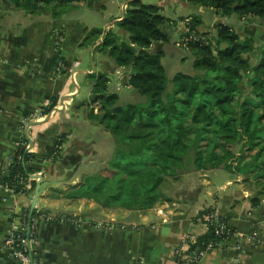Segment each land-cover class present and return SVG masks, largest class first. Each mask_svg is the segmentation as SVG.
<instances>
[{"label":"crops","instance_id":"0c3cea01","mask_svg":"<svg viewBox=\"0 0 264 264\" xmlns=\"http://www.w3.org/2000/svg\"><path fill=\"white\" fill-rule=\"evenodd\" d=\"M124 2L54 1L26 13L10 0H0V177L18 140L31 138L35 155L31 166L41 175L35 208L49 218L35 225L31 251L39 264H176L175 249L187 236L206 231L197 215L210 208L219 217L230 216V225L240 235V248L215 245L198 264H264V178L222 169L191 171L166 180L163 200L146 211L103 208L86 198L64 197L85 175L107 165L113 147L109 132L87 118L92 85L87 99L81 101L78 73L82 77L101 71L108 76L107 87L109 76L115 75L119 82L114 84L115 91L108 92L116 93L119 99L135 96L125 84L129 68L116 66L97 49L107 31L121 40L128 39L127 32L117 25ZM143 2L156 5L168 19L160 28L169 41L153 42L148 48L163 51L164 68V59L172 64L189 55L192 64L191 53L178 44L192 16L201 21L193 36L212 46L217 24L225 23L240 38H252L255 49L264 47V26L257 17L224 16L182 0ZM176 9L185 12L178 14ZM93 29L99 34L84 40ZM95 55L94 66L89 56L93 59ZM247 58L253 63L256 52ZM66 95L70 97L64 111L52 113L47 121L25 133L22 119L27 113L48 104L52 97L58 104ZM61 134L65 140L60 158L52 161L49 154ZM33 194L11 193L0 186V264H21L13 259L4 241L23 210L29 208Z\"/></svg>","mask_w":264,"mask_h":264},{"label":"trees","instance_id":"16d2710c","mask_svg":"<svg viewBox=\"0 0 264 264\" xmlns=\"http://www.w3.org/2000/svg\"><path fill=\"white\" fill-rule=\"evenodd\" d=\"M54 1L66 4L82 0H10L26 13ZM182 1L212 8L224 16L257 17L264 26V0ZM167 20L156 5L129 0L117 22L128 39L121 40L107 31L98 44L99 52L116 66L129 68L125 84L145 101L120 102L116 93L107 91V74H92L94 82L86 106L97 103L99 107L96 113L89 108L87 118L109 132L112 153L107 165L85 175L82 183L70 187L64 197L86 198L103 208L146 211L163 200L160 186L166 180L191 171L222 169L264 178L263 171L247 168L254 161L255 167L264 169V47L255 49L252 38H240L225 23L217 24L212 46L193 36L201 21L192 16L182 48L193 57L194 73L178 71L169 79L161 63L163 51L148 49L153 42L169 41L160 28ZM96 34L99 31L93 29L84 40ZM253 51L256 58L251 63L247 55ZM56 104L57 98H50L44 112ZM64 140L62 134L55 139L49 154L52 161L60 158ZM10 158L0 182L14 188L15 193L32 195L36 180L31 175L37 172L31 166L34 153L17 145ZM21 180L24 185L19 184ZM210 212L204 208L197 218ZM39 213L34 208L32 218ZM229 217L220 219L229 222ZM214 230L208 224L187 251L218 242L220 237ZM17 233L24 235L21 228ZM32 256L35 258L33 252Z\"/></svg>","mask_w":264,"mask_h":264},{"label":"built area","instance_id":"2783aa9c","mask_svg":"<svg viewBox=\"0 0 264 264\" xmlns=\"http://www.w3.org/2000/svg\"><path fill=\"white\" fill-rule=\"evenodd\" d=\"M128 1L129 0H125L123 4L124 9H126ZM189 21L187 22L189 23ZM185 43H186V39L184 38V36H182L178 44L179 46L183 47ZM64 104L66 106V101H64ZM94 105L95 108L98 109L99 107L98 104L95 103ZM46 106L47 104L42 105L40 108L32 112H29L28 115H25V117L22 119V128L26 127V125L31 121H40L44 119L49 112H51V115L52 113L57 112V111H53V108L54 107L61 108V103L55 105L48 113L44 112ZM94 112L96 113L97 110L96 111L94 110ZM22 138H24V140L22 142H17V145L19 146L21 145V147L25 150V152H29V153L32 152L33 145L30 146L29 144L31 138L30 140L29 137L28 138L22 137ZM18 158H20V155H18ZM10 162H11V158L8 159L7 166L10 164ZM4 173L2 174V176L4 175ZM19 184L24 185L22 180L19 181ZM0 186L5 187L11 193H14V188L9 187L7 183L0 182ZM27 215H28V211L27 209H24L21 216L19 217V222L17 223L16 227L11 231V233L5 239L4 245L7 249H9L13 259L16 262L21 264H39L36 258L32 256V251L31 249L30 250L28 249L27 244L29 243L30 245V241L34 236V229L37 222L47 221L49 218L44 213H39V215L34 219L32 218L31 215L30 219L28 220ZM198 220L203 225H205L206 228L208 227V224L213 225L215 229L214 230L215 234L219 236L220 239L216 243L209 242L203 248L195 247L189 252L187 250L189 249L191 244L195 243V237L187 236L174 251L176 264H198L200 259L206 254L207 250L214 247L215 245H222L225 247L230 246L236 249L240 248V235L235 229L231 230L232 226L230 225L229 222L222 221L220 217L217 216L214 212H210L204 215L202 218H198ZM27 225H29L28 229H27ZM18 228H21V230L24 231V235L17 233ZM231 242H233L234 244H229ZM29 251L31 252V255H29Z\"/></svg>","mask_w":264,"mask_h":264},{"label":"rangeland","instance_id":"374dc122","mask_svg":"<svg viewBox=\"0 0 264 264\" xmlns=\"http://www.w3.org/2000/svg\"><path fill=\"white\" fill-rule=\"evenodd\" d=\"M52 8V7H50ZM174 11V10H173ZM176 12H179L178 14H183V12L185 11H182V10H179V9H176L175 10ZM91 58V61H94V66H95V62L97 61L98 59V56H94V58L92 59V56L90 57L89 56V59ZM110 59V58H109ZM111 60V59H110ZM191 60V56L189 55L188 57L184 58L183 60H181L180 62H177V61H173L172 64H169L167 59H164V65H165V68H166V74H167V77L170 79V77L172 76L173 73L175 72H184V73H189V74H192L194 73V69L192 67V64L190 62ZM112 62V60H111ZM171 68H174L172 71H171ZM77 78H81L82 81H81V92H80V99L81 101H84L87 99L88 97V88L93 84L94 82V77L92 76H88V75H85V76H82L81 77V74L78 73V76ZM109 79H110V83L107 87V91H115V88H114V84L116 85L119 81L117 79V77L115 75H110L109 76ZM167 88H171V84L170 82H168L167 84ZM123 88H120L119 90H117V93H121ZM135 96H128V98H120L119 101L122 102V103H127V102H144L145 101V97H142V96H138L136 94V92H134ZM89 100V98H88ZM91 109V108H95V105L92 104L91 106L89 105L88 109ZM95 111L97 110V108L94 109ZM93 110V111H94ZM264 159V158H263ZM259 163V162H258ZM255 165H257V163H255L254 161H252L251 163L247 164V168L248 169H253V172H261L263 168L259 169L257 167H255ZM160 190L163 191V184L160 186Z\"/></svg>","mask_w":264,"mask_h":264},{"label":"water","instance_id":"95a60500","mask_svg":"<svg viewBox=\"0 0 264 264\" xmlns=\"http://www.w3.org/2000/svg\"><path fill=\"white\" fill-rule=\"evenodd\" d=\"M69 97H70V95H66V96L62 97L60 99L61 108L54 107L53 111H57V112L64 111L65 110L64 101H66ZM50 117H51V112H49L46 115V117L44 119L40 120V121H31V122H29L26 125V127H25V133H27V130H28L29 127L37 125V124H41V123L47 121ZM27 138H28V136H27ZM29 140H30V138H29ZM29 144H30V146L32 145V141L31 140L29 141ZM31 177L36 180V184H35L34 194H33V197L31 199V202H30V205H29V208H28V215H27L28 220L30 219V217L32 215V212H33V210L35 208L36 201H37V198H38V195H39V187H40V182H41V175L39 173L32 174ZM28 227H29V225H27V229H28ZM27 247L30 250L29 243L27 244ZM29 255H31L30 251H29Z\"/></svg>","mask_w":264,"mask_h":264}]
</instances>
